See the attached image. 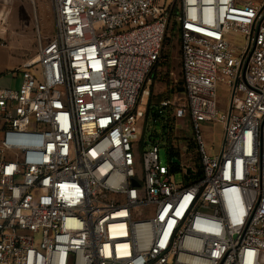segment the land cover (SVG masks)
Returning a JSON list of instances; mask_svg holds the SVG:
<instances>
[{"label": "built area", "instance_id": "obj_1", "mask_svg": "<svg viewBox=\"0 0 264 264\" xmlns=\"http://www.w3.org/2000/svg\"><path fill=\"white\" fill-rule=\"evenodd\" d=\"M54 11L53 38L10 74L18 85L0 77V264H264V0ZM170 32L185 90L175 116L189 115L200 165L175 157L163 173L142 105ZM205 122L224 126L218 155Z\"/></svg>", "mask_w": 264, "mask_h": 264}, {"label": "rangeland", "instance_id": "obj_2", "mask_svg": "<svg viewBox=\"0 0 264 264\" xmlns=\"http://www.w3.org/2000/svg\"><path fill=\"white\" fill-rule=\"evenodd\" d=\"M262 2L263 0H255ZM54 0H0V77L3 86L16 87L18 78H11V73L22 70L24 66L33 62L40 51L55 33ZM230 39L238 45L244 44L240 35H231ZM150 97L156 103L159 96L163 100H170L169 127L167 112L163 111L165 120L148 121L149 136L161 141L160 164L163 173L168 171L169 156L166 135L171 137L175 150L179 152L182 166L200 165V155L194 140V133L190 117L175 116V109L185 103L184 85L181 72V39L170 32L165 41L160 61L151 72L150 80L146 83ZM150 97L142 105L146 111ZM219 105L230 102V89L224 84L218 85ZM159 108V107H158ZM203 143L206 152L215 156L222 150L224 140V126L220 122H205L202 127ZM184 173L180 170L174 173V180L181 184Z\"/></svg>", "mask_w": 264, "mask_h": 264}, {"label": "trees", "instance_id": "obj_3", "mask_svg": "<svg viewBox=\"0 0 264 264\" xmlns=\"http://www.w3.org/2000/svg\"><path fill=\"white\" fill-rule=\"evenodd\" d=\"M174 35V34H173ZM185 91V90H184ZM164 101L163 100V97L162 96H159L158 97V100L157 102L155 103L153 101V98L150 97L149 99V103H148V107H147V122H146V127L144 129V137L147 135L149 136L147 130H148V121L150 119L154 120L155 121H158V120H165L162 115H163V111L164 112H167V120L165 121V123L169 126H170V114H169V111H168V108L169 106H163L161 105V102ZM159 107V108H158ZM151 137V136H150ZM166 140H167V145L170 146V148H168V156H169V160H173L175 157L177 158H180V154L177 150L173 149L172 148V140H171V137H169L168 135H166ZM176 168L178 169V166H176ZM200 172V171H199Z\"/></svg>", "mask_w": 264, "mask_h": 264}, {"label": "crops", "instance_id": "obj_4", "mask_svg": "<svg viewBox=\"0 0 264 264\" xmlns=\"http://www.w3.org/2000/svg\"><path fill=\"white\" fill-rule=\"evenodd\" d=\"M181 72H182V53H181ZM229 104L227 105H220V108L221 109H226L228 107ZM215 155H218V154H215Z\"/></svg>", "mask_w": 264, "mask_h": 264}, {"label": "water", "instance_id": "obj_5", "mask_svg": "<svg viewBox=\"0 0 264 264\" xmlns=\"http://www.w3.org/2000/svg\"><path fill=\"white\" fill-rule=\"evenodd\" d=\"M173 162L177 163V164H180V160L179 159H174ZM134 183H136V181H134Z\"/></svg>", "mask_w": 264, "mask_h": 264}]
</instances>
